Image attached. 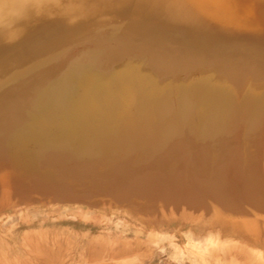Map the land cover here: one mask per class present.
<instances>
[{
    "label": "bare ground",
    "instance_id": "bare-ground-1",
    "mask_svg": "<svg viewBox=\"0 0 264 264\" xmlns=\"http://www.w3.org/2000/svg\"><path fill=\"white\" fill-rule=\"evenodd\" d=\"M262 120L264 0H0V203L55 171L264 247Z\"/></svg>",
    "mask_w": 264,
    "mask_h": 264
},
{
    "label": "rangeland",
    "instance_id": "rangeland-1",
    "mask_svg": "<svg viewBox=\"0 0 264 264\" xmlns=\"http://www.w3.org/2000/svg\"><path fill=\"white\" fill-rule=\"evenodd\" d=\"M257 119V125L261 126L260 117ZM233 143L234 140H227L221 146L224 149L237 146ZM202 145L197 142L196 149L183 151L191 154ZM263 154L262 151V159ZM175 157L173 160L178 156ZM156 160L147 174L160 167L161 160ZM186 170L185 173L189 171ZM237 172L242 173L241 167ZM63 175L55 171L50 176L40 175L36 183L16 186L21 189H14L9 200L0 203V264H264V247L260 244L251 247L238 235L224 232L218 235L216 228L199 232L195 228L197 222L191 219L193 222L186 224L179 217H154V224L145 225L118 211L102 212L100 207L115 210L135 207L138 212L149 214L153 212L155 206L151 203L155 199L150 196L139 202L137 195L115 196L112 189L116 186L110 185L111 181L108 185L80 182L66 185L69 181ZM181 179H172L169 184L178 191L185 189L179 192L180 196L200 188L197 179L190 180L187 176ZM260 181L251 185L256 189L254 195L257 193L259 197L264 194ZM217 183L220 182L210 188ZM153 186H147L148 190L142 187L145 193L141 195L157 193L149 192Z\"/></svg>",
    "mask_w": 264,
    "mask_h": 264
}]
</instances>
